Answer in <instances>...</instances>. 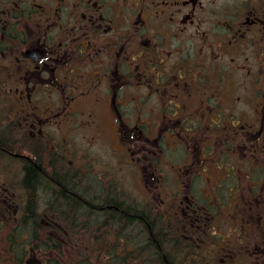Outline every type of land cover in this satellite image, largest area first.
Here are the masks:
<instances>
[{"label": "flooded vegetation", "instance_id": "flooded-vegetation-1", "mask_svg": "<svg viewBox=\"0 0 264 264\" xmlns=\"http://www.w3.org/2000/svg\"><path fill=\"white\" fill-rule=\"evenodd\" d=\"M0 100V155L21 180L38 156L123 202L96 155L60 152L61 114L77 130L96 123L77 103L108 109L117 159L136 151L143 165L129 164L153 183L134 204L172 240L167 264H264V0H0ZM170 151L178 162L162 159Z\"/></svg>", "mask_w": 264, "mask_h": 264}, {"label": "trees", "instance_id": "trees-1", "mask_svg": "<svg viewBox=\"0 0 264 264\" xmlns=\"http://www.w3.org/2000/svg\"><path fill=\"white\" fill-rule=\"evenodd\" d=\"M3 143L6 144V139L0 136V144ZM24 162L25 190H28L30 197L40 198L41 195L40 204L48 200L49 206L56 207L54 211L60 214L61 228L54 225L55 220L48 225L39 224L30 200L28 218L18 220L1 213L0 234L4 240H10L8 244L0 246L2 256L20 251L19 245H22L19 240L25 238L29 253L39 257L44 253L49 264H167L163 257L171 254L172 240L163 230H158V223L150 218L146 205L139 204L136 206L138 209L126 205L125 197L121 200L123 202H119L112 194L106 196L107 191L102 187L90 191L81 182L76 183L67 176L51 171L39 161L38 156L32 162ZM1 191L4 188H0ZM93 193L98 194V208L90 207L92 202L95 203ZM123 193H126L125 188ZM52 229L57 230L60 241L57 236H52ZM116 239H122L124 243L113 245L110 241ZM135 240H138V245L134 244ZM37 248H41L43 253H39ZM117 249H121L119 253ZM133 249H137V252H133ZM175 252L180 257L181 251ZM173 261H176V257H173Z\"/></svg>", "mask_w": 264, "mask_h": 264}, {"label": "rangeland", "instance_id": "rangeland-1", "mask_svg": "<svg viewBox=\"0 0 264 264\" xmlns=\"http://www.w3.org/2000/svg\"><path fill=\"white\" fill-rule=\"evenodd\" d=\"M7 104V107L5 108L4 105ZM75 108L79 109L82 113V119L85 120L89 115V112H92L94 114V119L96 120V123L92 126L80 124L81 126L77 130H73L71 126H69L70 121L69 118L62 116L61 114V123L63 122V127L60 129L61 135L60 138H68L71 140V142H68L69 144H64L60 150L62 154H67L69 156L70 149L76 150L79 152V154H83L84 152H89L92 156L101 159L103 164L102 166H106L111 172L114 174L116 173V176L122 181V185L126 190L127 193L124 194V203L126 205L134 206V208L138 209L137 207L139 205H135L134 201L135 198L139 201L144 200L147 196L145 194V190L147 188H152V181L149 177L146 176H140V173H136L134 171V166L129 164V158L133 159L131 161L132 163H135L137 167L140 169L143 164H140L137 162V152H133L132 156H128L126 154V151H120L119 157L120 159H117V153L113 150V147H116V141H115V132L111 127V119L108 109L102 111L100 108L95 107L94 105H87L84 102H79L75 106ZM10 102H4L0 100V135L3 138H6L8 136V133L5 132L3 127L5 126V119H6V112L10 111ZM64 111L69 112V107H66ZM4 132V134H2ZM53 132L57 133V130H54ZM121 152L123 154L121 155ZM175 155H178V153L173 152H167L162 155V159L164 160L167 158V161L171 162L172 159H176L175 162H178V159ZM15 164L17 167H19V163H15L14 161L11 162L10 159L3 158L0 155V188H5L6 180L5 178H2L4 175L9 173L10 175H14L13 179L9 180L8 183L10 185V193L14 194V196L17 198L16 203H14V209L17 211L21 208L19 214L14 213V210L11 208L4 209L3 205H5V202L3 201V195L0 194V214L1 213H7L8 216L14 219H21V218H28L27 215V207H28V201L33 205V212L34 215L37 217V222L41 225H48V223L53 222V220H57V218H60V215L54 211L56 207L49 206V201L47 200L45 203L40 204L39 199L42 198L40 195V198H34L29 197L28 193L23 184V180H21L20 171H18V168L12 167L8 169L9 163ZM164 174H171L174 172V165L171 167V169L168 167L170 164L166 166L165 162H162ZM138 169V170H139ZM9 170H12L9 171ZM14 171V172H13ZM147 174V172H146ZM137 176H140L137 177ZM3 192V191H1ZM9 193V194H10ZM130 202V203H128ZM131 202L134 204H131ZM137 206V207H136ZM10 209V211H7ZM3 215V214H2ZM32 222V221H30ZM214 222H216L214 220ZM226 221H221L218 224V233L220 232L221 235H225L228 233ZM53 237L57 235V230L52 229ZM50 231V232H51ZM49 232V230L47 231ZM44 237V234H43ZM44 239V238H43ZM22 241H26L25 238L21 239ZM47 240V239H44ZM86 242H88L87 239H85ZM44 242V241H43ZM6 243L8 244V239L4 240V236L0 234V246H3L2 244ZM88 244H90L88 242ZM1 248V247H0ZM22 248V246H20ZM29 250V246L26 248ZM25 250V249H24ZM9 251H11V247H9ZM37 251L39 253H43L41 248H37ZM23 254V251H21ZM44 255V253H43ZM42 255V256H43ZM27 256V255H26ZM179 257V256H178ZM24 258V257H23ZM23 260L24 263V259ZM181 258V256L179 257ZM53 259V258H51ZM98 260H95L97 262ZM126 262V261H125ZM20 262V255L18 256L15 253H11L10 256L4 257L0 253V264H23ZM94 264V263H93ZM95 264H101V263H95ZM223 264V263H221Z\"/></svg>", "mask_w": 264, "mask_h": 264}, {"label": "water", "instance_id": "water-1", "mask_svg": "<svg viewBox=\"0 0 264 264\" xmlns=\"http://www.w3.org/2000/svg\"><path fill=\"white\" fill-rule=\"evenodd\" d=\"M29 264H42V263L36 259H32L29 261Z\"/></svg>", "mask_w": 264, "mask_h": 264}]
</instances>
